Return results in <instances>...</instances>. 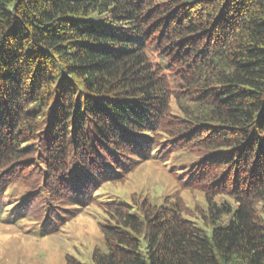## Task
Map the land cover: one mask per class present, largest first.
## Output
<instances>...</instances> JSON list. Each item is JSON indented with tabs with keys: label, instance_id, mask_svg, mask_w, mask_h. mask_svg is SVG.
Instances as JSON below:
<instances>
[{
	"label": "trees",
	"instance_id": "16d2710c",
	"mask_svg": "<svg viewBox=\"0 0 264 264\" xmlns=\"http://www.w3.org/2000/svg\"><path fill=\"white\" fill-rule=\"evenodd\" d=\"M177 153L204 209L103 198ZM91 207L93 264H264V0H0V222Z\"/></svg>",
	"mask_w": 264,
	"mask_h": 264
},
{
	"label": "rangeland",
	"instance_id": "374dc122",
	"mask_svg": "<svg viewBox=\"0 0 264 264\" xmlns=\"http://www.w3.org/2000/svg\"><path fill=\"white\" fill-rule=\"evenodd\" d=\"M197 162L186 153H177L167 161H150L130 175L125 183L105 187L103 198L110 202L129 203L133 194L143 193L161 204L166 197L178 195L189 209L195 206L204 209L203 195L182 190L175 176L182 178ZM20 213V209L13 210L10 220L0 222V264H65L67 256L84 264H93V251L97 247L103 248L101 226L104 215L99 208L87 209L61 233L45 238L36 235L38 227L21 219Z\"/></svg>",
	"mask_w": 264,
	"mask_h": 264
}]
</instances>
